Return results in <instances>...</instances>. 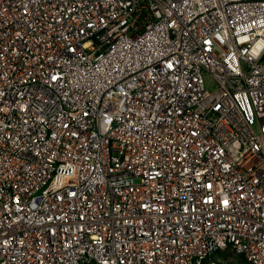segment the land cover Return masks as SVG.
Listing matches in <instances>:
<instances>
[{"label":"built area","instance_id":"built-area-1","mask_svg":"<svg viewBox=\"0 0 264 264\" xmlns=\"http://www.w3.org/2000/svg\"><path fill=\"white\" fill-rule=\"evenodd\" d=\"M228 250L264 264V0H0V264Z\"/></svg>","mask_w":264,"mask_h":264},{"label":"rangeland","instance_id":"rangeland-1","mask_svg":"<svg viewBox=\"0 0 264 264\" xmlns=\"http://www.w3.org/2000/svg\"><path fill=\"white\" fill-rule=\"evenodd\" d=\"M206 79L208 87L213 88L212 79L208 74L206 75ZM214 259L217 264H250L244 256L239 255L232 250L218 253L215 255Z\"/></svg>","mask_w":264,"mask_h":264},{"label":"trees","instance_id":"trees-1","mask_svg":"<svg viewBox=\"0 0 264 264\" xmlns=\"http://www.w3.org/2000/svg\"><path fill=\"white\" fill-rule=\"evenodd\" d=\"M233 251V250H232ZM219 253H222V252H219ZM218 254V253H217ZM243 256V255H242ZM215 260V259H214Z\"/></svg>","mask_w":264,"mask_h":264}]
</instances>
